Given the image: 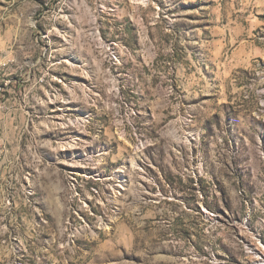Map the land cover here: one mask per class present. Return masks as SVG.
Here are the masks:
<instances>
[{
    "label": "rangeland",
    "instance_id": "obj_1",
    "mask_svg": "<svg viewBox=\"0 0 264 264\" xmlns=\"http://www.w3.org/2000/svg\"><path fill=\"white\" fill-rule=\"evenodd\" d=\"M0 264H264V0H0Z\"/></svg>",
    "mask_w": 264,
    "mask_h": 264
}]
</instances>
